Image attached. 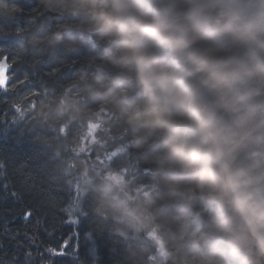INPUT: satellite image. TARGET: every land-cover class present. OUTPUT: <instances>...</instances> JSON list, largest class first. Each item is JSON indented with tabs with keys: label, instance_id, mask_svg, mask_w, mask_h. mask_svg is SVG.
I'll return each instance as SVG.
<instances>
[{
	"label": "clouds",
	"instance_id": "9594fccd",
	"mask_svg": "<svg viewBox=\"0 0 264 264\" xmlns=\"http://www.w3.org/2000/svg\"><path fill=\"white\" fill-rule=\"evenodd\" d=\"M38 3L83 22L33 36L34 48L71 54L93 38L103 47L43 123L79 152L81 180L142 237L139 253L158 249L160 264H264V0ZM20 11L0 0V18ZM104 112L128 130L126 146L95 135L112 132ZM128 149L144 155L109 164ZM144 165L151 192L129 180Z\"/></svg>",
	"mask_w": 264,
	"mask_h": 264
},
{
	"label": "trees",
	"instance_id": "16d2710c",
	"mask_svg": "<svg viewBox=\"0 0 264 264\" xmlns=\"http://www.w3.org/2000/svg\"><path fill=\"white\" fill-rule=\"evenodd\" d=\"M10 2L21 11L11 19L0 18V59L7 56L14 64V81L18 80V75L27 77L26 88L38 89L44 85L43 90L51 98L58 100L70 89L82 69L91 72L100 64L97 59L96 65H88L91 57H98L103 52L102 45L95 38L71 54L62 46L49 50L44 45L34 48L30 43L33 36L49 35L62 26L75 28L83 22L82 19L47 12L39 5L38 0ZM11 35H16L17 38L10 39ZM73 35L76 33L73 32ZM26 88L18 85L17 91L21 97L28 94ZM3 105L7 107L8 103L0 104V122L7 115ZM38 117H23L27 123L22 126V130L0 124V133L12 140L7 147L10 149L2 152L3 161L13 163L6 164L11 173L10 178L2 179L1 182L8 187L0 193V264H25V254L28 252H31V258L36 264H40L39 253H43L45 261L51 260L52 264H77L71 255L52 256L47 251L49 248L59 251L62 241L73 231L80 234V264H160L158 249H154L151 256L139 253L138 243L142 237L128 233L90 184L81 180L73 170L77 158L68 156L58 148V144L66 139L52 138L54 133L47 129L42 130L43 119ZM101 118L110 122L112 132L109 133L108 126H105L95 135L104 139L109 135H116L115 143L126 146L129 133L121 122L109 112L101 113ZM7 120L10 123L12 116ZM76 132L77 128L73 126L68 130V137ZM90 155L94 157L95 153ZM143 155L136 153L134 149H128L123 153L109 155L108 162L111 166H121L125 164L122 161H136ZM66 161L71 163L73 174L68 179L63 174V164ZM1 172H4L0 175L3 178L7 172ZM152 174V166L144 165L140 175L129 176V180L136 184L137 192H151ZM69 185H72V191ZM74 190L81 197V206L87 212V216L74 214L72 218H77L78 224L67 223L70 217L64 211L74 198ZM68 193L71 195L66 197ZM28 212L31 216L25 220L24 216ZM122 231L125 234H121ZM88 233H91L92 240L87 238ZM93 247L95 257L91 253ZM68 251L65 249L66 253Z\"/></svg>",
	"mask_w": 264,
	"mask_h": 264
},
{
	"label": "bare ground",
	"instance_id": "6f19581e",
	"mask_svg": "<svg viewBox=\"0 0 264 264\" xmlns=\"http://www.w3.org/2000/svg\"><path fill=\"white\" fill-rule=\"evenodd\" d=\"M31 2L29 1V4ZM10 39H15L17 38L16 35H11L9 37ZM6 40V39H5ZM7 57V56H6ZM3 58V57H2ZM1 58V59H2ZM8 60L7 62L9 63L10 67H9V70L7 72V75L9 77V79L7 80V84H8V89L7 91H4V90H0V104H5V103H8V105H6L7 107H4L6 108L7 110V115H6V118L9 119L11 118L12 116V120L10 121V123L8 122V120L6 118H4L3 122L1 121L0 124H2L3 127H8V126H14L15 127V130L19 129V130H22V126H24L27 122L25 121V119L23 117H34V116H40V119H43V112H47L49 107L52 106L51 102L52 101H55L54 98H51L48 93L46 91H44L43 89L44 88V85L40 86L38 89L37 88H34V87H28L26 88L27 86H25L26 84H16L17 81H20L22 79H24V77H20V75L17 76V81H14V78H15V66L14 64L11 62V60H9V57H7ZM62 80L64 78H61ZM66 81V79H64ZM18 85H23L27 91H28V94H26L25 96H27V99H25V96L24 97H21L18 93ZM35 91L36 93H38V95H32L31 93ZM6 101V102H4ZM19 104L21 109H22V114L21 112H16L14 111L12 105L13 104ZM44 110V111H42ZM42 111V113H41ZM16 118H18V121H16ZM39 118V117H38ZM15 120V124L12 123V121ZM43 126H42V130L44 129H47V130H50L52 131V133H54V135L52 136V138H55L57 140H63L65 137L63 135L60 134V132L58 130H54L53 128L49 127L48 124H44L42 123ZM2 126L0 127V129L2 128ZM66 139V138H65ZM12 143V140L6 136L5 134H2L0 133V163L3 164V169H0V171H5L7 172V174H5L3 176V178H0V193L4 190V187H3V184L1 183L2 182V179H9L11 175V173H9V167L6 165H11L13 164L11 162L10 163H5L3 161V156H2V152L6 149H10V148H7L9 147V145H11ZM66 141H63L61 143L58 144V148H60V150L62 152H66V154L68 156H73V157H76L78 158L79 157V153H77V151L75 152V150H72V149H68L67 147H61L62 144H65ZM126 161H122V163H125ZM64 169H63V174L65 176L66 179H68L70 176H72V170L70 169V166H71V163L69 162H65L64 164ZM123 165V164H121ZM1 173H4V172H1ZM73 178H70V180H72ZM2 187V188H1ZM69 189H71V191L73 190V187L72 185H69ZM71 195V193L69 194H66V197H69Z\"/></svg>",
	"mask_w": 264,
	"mask_h": 264
},
{
	"label": "snow or ice",
	"instance_id": "6c2138e0",
	"mask_svg": "<svg viewBox=\"0 0 264 264\" xmlns=\"http://www.w3.org/2000/svg\"><path fill=\"white\" fill-rule=\"evenodd\" d=\"M17 31L19 32L20 29H17ZM8 58L5 56L2 59H0V90H4L7 91L8 89V84H7V80L9 79L7 72L8 69L10 67L9 63L7 62ZM27 80V77H25L24 79L17 81L16 84H24L25 81ZM32 95H38V93H36L35 91H33L31 93ZM25 99H27V96H25ZM6 102V101H4ZM15 113L16 112H21L22 114V109L20 107L19 104H13L12 105ZM15 120L12 121L13 124H15ZM0 169H3V164L0 163ZM0 175H2V173H0ZM3 187L6 189L8 187L7 184H4ZM74 198L71 200V202L69 203V205H67L64 209L65 213L70 217V219L67 221V223L70 224H78L79 220L77 218H72L74 216L75 213H79L81 216H87V212L83 209V207L81 206L82 201H81V197L77 194V192L74 190ZM13 195H15V193H12ZM29 216H31V213L28 212L25 214L24 219L27 220L29 218ZM79 232L77 231H73L72 234H70L68 236L67 239L63 240L61 245H60V250L57 251L54 248H49L47 249L48 252L51 253L52 256H65V255H71L73 260L77 262V264H80V259H79ZM87 238L89 240H92V235L91 233L87 234ZM70 242L71 246H70ZM94 244V241H93ZM65 249H68L69 251L66 253ZM39 252V250H37ZM91 253L93 255V257H95V248L93 247V249L91 250ZM40 254V264H52L51 260H47L45 261L44 255L43 253H39ZM25 264H36V262L31 258V252H28L25 254Z\"/></svg>",
	"mask_w": 264,
	"mask_h": 264
},
{
	"label": "rangeland",
	"instance_id": "374dc122",
	"mask_svg": "<svg viewBox=\"0 0 264 264\" xmlns=\"http://www.w3.org/2000/svg\"><path fill=\"white\" fill-rule=\"evenodd\" d=\"M26 86V85H25ZM154 238V237H153ZM45 256V255H44Z\"/></svg>",
	"mask_w": 264,
	"mask_h": 264
},
{
	"label": "water",
	"instance_id": "95a60500",
	"mask_svg": "<svg viewBox=\"0 0 264 264\" xmlns=\"http://www.w3.org/2000/svg\"><path fill=\"white\" fill-rule=\"evenodd\" d=\"M9 70V69H8Z\"/></svg>",
	"mask_w": 264,
	"mask_h": 264
}]
</instances>
